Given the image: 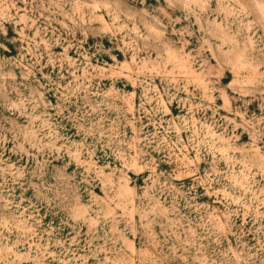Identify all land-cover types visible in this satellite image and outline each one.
<instances>
[{"label": "rangeland", "instance_id": "rangeland-1", "mask_svg": "<svg viewBox=\"0 0 264 264\" xmlns=\"http://www.w3.org/2000/svg\"><path fill=\"white\" fill-rule=\"evenodd\" d=\"M0 264H264V0H0Z\"/></svg>", "mask_w": 264, "mask_h": 264}]
</instances>
